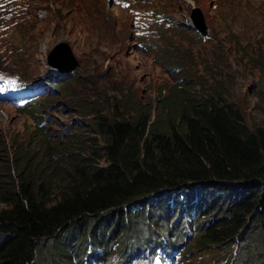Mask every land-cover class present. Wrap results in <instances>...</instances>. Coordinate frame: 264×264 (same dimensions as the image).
I'll return each mask as SVG.
<instances>
[{"label": "trees", "instance_id": "trees-1", "mask_svg": "<svg viewBox=\"0 0 264 264\" xmlns=\"http://www.w3.org/2000/svg\"><path fill=\"white\" fill-rule=\"evenodd\" d=\"M191 85L132 124L90 113L100 155L38 130L52 152L43 169L16 142L10 161L4 142L0 264H128L143 249L167 264H191L193 251L264 264V124L249 128L217 89L194 97Z\"/></svg>", "mask_w": 264, "mask_h": 264}, {"label": "rangeland", "instance_id": "rangeland-1", "mask_svg": "<svg viewBox=\"0 0 264 264\" xmlns=\"http://www.w3.org/2000/svg\"><path fill=\"white\" fill-rule=\"evenodd\" d=\"M192 8L204 14L205 37L192 28ZM59 43L78 66L59 76L53 93L21 109L29 114L0 102V155L4 142L13 144L10 161L19 143L41 168L50 166L52 152L40 148L38 130L71 150L100 155L90 113L132 124L142 109L156 113L170 88L187 81L189 95L217 89L249 128L264 124V0H0V97L11 96L12 79H50L58 69L47 56ZM193 255L191 264L217 256ZM151 264L167 262L155 257Z\"/></svg>", "mask_w": 264, "mask_h": 264}, {"label": "water", "instance_id": "water-1", "mask_svg": "<svg viewBox=\"0 0 264 264\" xmlns=\"http://www.w3.org/2000/svg\"><path fill=\"white\" fill-rule=\"evenodd\" d=\"M192 28L202 36L207 34V24L203 12L199 8H192L190 14ZM47 61L50 66L61 73L70 74L78 66L71 49L65 43L56 45L48 54Z\"/></svg>", "mask_w": 264, "mask_h": 264}, {"label": "clouds", "instance_id": "clouds-1", "mask_svg": "<svg viewBox=\"0 0 264 264\" xmlns=\"http://www.w3.org/2000/svg\"><path fill=\"white\" fill-rule=\"evenodd\" d=\"M138 36H139V34H138ZM202 37H205V36H202ZM138 47L141 48L140 45ZM136 48H137V46H136ZM63 75L67 76L69 74L61 73L59 70H57V71L53 70L52 74H48L50 79H44V80L32 79L30 81H20L19 85L15 88V90L12 93L11 103L6 102V101H4L2 103L10 104V105L16 107L17 109H22L25 106L32 105V104L38 102L41 98L45 97L46 95H48V96L51 95L53 93V89H54V88H52V86L57 81L61 80L59 78V76L62 77ZM35 90H41V92L38 94L32 95ZM24 95H26L27 97L29 96L31 98L30 102L28 104L20 105L19 103L24 101V99L22 98Z\"/></svg>", "mask_w": 264, "mask_h": 264}]
</instances>
